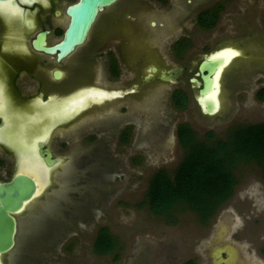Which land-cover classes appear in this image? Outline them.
Returning <instances> with one entry per match:
<instances>
[{"label":"rangeland","instance_id":"374dc122","mask_svg":"<svg viewBox=\"0 0 264 264\" xmlns=\"http://www.w3.org/2000/svg\"><path fill=\"white\" fill-rule=\"evenodd\" d=\"M261 1L257 14L238 18V24H244L240 33L253 36L252 49L226 50L224 58L213 61V69L224 65L222 74L225 71L222 90L218 86L207 96L210 109L221 107L214 115L201 112L193 98L195 89L189 87L201 60L213 51L189 55L193 69L185 79L190 94L186 110L170 101L171 82L158 79L176 59L169 50L148 44L151 37L140 35L143 27L150 28L148 17L150 21L165 11L156 0H122L111 9V16L121 12L114 20L104 21L105 12L98 17L88 42L98 46L120 41L122 51L113 45L97 49L93 84L92 65L80 59L76 102L41 113L52 126L62 117L73 123L71 130L58 131L61 136L53 144L72 168L65 190L54 176L50 188L31 206L36 218L31 219L28 241L19 240L14 248V264H186L191 259L197 264H264V174L257 163L237 167L232 197L206 224L186 205L158 215L147 202L154 173L165 168L172 174L184 157L180 124H189L201 139L208 131L225 139L234 127L264 122V101L257 97L264 86V48L256 43L264 40ZM232 12L235 9H227L218 28L223 42L237 40ZM234 53L239 54L235 60ZM111 56L120 59L117 75L108 67ZM152 66L158 73L151 72ZM68 165L50 173L62 176ZM41 209L45 214H38ZM102 227L118 240L112 254L94 249Z\"/></svg>","mask_w":264,"mask_h":264},{"label":"flooded vegetation","instance_id":"af4514ba","mask_svg":"<svg viewBox=\"0 0 264 264\" xmlns=\"http://www.w3.org/2000/svg\"><path fill=\"white\" fill-rule=\"evenodd\" d=\"M77 1L78 0H0L1 192L3 191L1 186L12 183L18 176H30L34 180H37L35 176L26 169L25 154L21 149V144L24 143L29 146L33 144V151L36 157L41 159L40 161L44 163L46 169L49 170V168H51L48 172L47 182L45 184L40 186L41 184L36 181L39 192L38 199L50 188V183L54 176L62 182V188L65 190V181L69 168H72L70 166L72 164L69 162L70 160L65 161L66 157L58 153L53 144L56 139L61 136L58 134V131L71 130L73 123L67 124L66 118L62 119V117L52 126L47 124V118L42 117L41 113L51 112L76 102L79 85L76 72L80 59L89 67L92 65L91 84H93L96 75H98V72H95L97 61L94 57L97 49L99 51V49H107L110 45H113L117 47L116 50L119 49L122 51L121 44L119 43L120 41L113 43L115 40H111L112 42L108 41V43L106 42L96 46L93 45L94 41L91 44L89 43V39H87L85 44L76 47L66 57L58 60L57 54H49L35 47L33 44L34 41L43 33L45 35L46 45L49 46L63 39L70 20V16L67 14V7ZM121 1L118 0L113 5L105 8V10L99 14V17L105 12L107 15L104 16V21L108 20V18H110L109 21L114 20L116 15L121 12L117 11V13L111 16V9L115 6L117 7ZM156 2L158 5H161L160 7L165 11L164 13H159L160 15L156 17L154 16L150 21H148V17L147 23L150 26V28H148L150 33H148V29L143 27V30L140 31V35L143 36V38H146V36H149V38L151 37L148 40V44L154 46L157 50L159 49L158 51L162 49L169 50L172 57L176 59L174 65H169L167 70L162 71L160 75H158V79L163 82H171L173 85L168 92L170 101L173 105L174 94L176 92H182L181 94L186 95L188 99V107L190 103V94L185 79L193 69L192 65L189 64V55L197 50L213 51L210 54L226 50H243L245 48L250 51V49H252L250 44L253 41V36L244 32L241 34V25L243 26L244 24L243 22L238 24V18L241 16L242 20H245V17L257 14L262 9L260 7L262 1L156 0ZM230 7L232 10L235 9V12L230 14L233 26L232 31H234L235 37H237V40L233 43L228 41L223 42L218 31L220 30L218 28L221 26L224 15L227 14V9ZM144 8H146V6H144ZM233 13H236V17L232 16ZM152 15L153 13L151 16ZM235 18H237V20ZM239 25L240 27H238ZM256 43H258L259 47L264 48V40H257ZM234 56L235 60L239 57V54H235ZM107 63L111 73L117 75L121 71L119 65L121 64L120 59L116 56H111ZM154 67L156 66H152L150 70ZM115 71H117V73H115ZM198 72L199 66L198 71L195 73V77L201 81V84L198 85L194 83L192 77L189 79V87L195 89L193 98L200 107L201 112H203L200 103V97H202L200 89L203 87V80L200 75H197ZM224 72L220 82L221 90L223 88L222 79ZM170 74L175 77L170 80L161 79L162 76H168ZM149 79L144 77L146 82L150 81ZM58 82H62V85H59ZM91 88L101 90L95 86ZM263 88L264 86L260 87L258 92ZM196 89H198V92H196ZM221 106H223L222 103ZM187 107L179 110L184 111ZM220 109H218V111ZM75 110H70L69 112ZM31 116H33L35 120H32ZM49 118H51V121ZM49 118V123L54 121V115ZM8 121H10V123L13 122V124L6 125V123H9ZM15 123L17 124V129H15ZM42 129L45 130L43 131ZM15 130H17V132ZM16 138L18 141H15ZM20 154L24 155L21 156ZM66 164L70 165L67 166V170H65L62 176L50 173L52 170L59 167V169H61V167ZM35 202L24 205L19 212H10L17 221L16 244L19 240H23L22 242L28 241L31 219H33V217L36 218V215L32 216L30 214V208ZM45 212V209H41L38 214L43 215ZM15 246L6 253L0 255V264H14V257L12 258L11 256L14 254L13 251Z\"/></svg>","mask_w":264,"mask_h":264},{"label":"trees","instance_id":"16d2710c","mask_svg":"<svg viewBox=\"0 0 264 264\" xmlns=\"http://www.w3.org/2000/svg\"><path fill=\"white\" fill-rule=\"evenodd\" d=\"M181 93L174 94V106L185 109L188 99ZM257 97L264 101V88ZM177 133L185 152L183 159L172 174L165 168L157 170L147 192L148 206L158 215L183 204L206 224L232 197L238 181L235 170L241 163L255 162L264 174V122L234 127L225 139L213 131L201 139L187 123L180 124ZM117 248V238L102 227L95 239V251L112 254ZM186 264L197 262L191 259Z\"/></svg>","mask_w":264,"mask_h":264},{"label":"water","instance_id":"95a60500","mask_svg":"<svg viewBox=\"0 0 264 264\" xmlns=\"http://www.w3.org/2000/svg\"><path fill=\"white\" fill-rule=\"evenodd\" d=\"M118 0H78L67 7V14L70 16L68 26L65 30L63 39L54 44L46 45L45 35L40 34L34 41L36 48L45 51L49 54H57L58 60L66 57L76 47L86 43L88 36L96 23L99 14L105 8L113 5ZM222 52L212 53L207 55L199 64V72L203 80V87L200 89V103L202 113L205 115H214L218 109H210L207 106V96L216 89L220 88L222 77L221 67L217 66L213 69V61L221 57ZM153 73L158 71L154 67L151 70ZM221 73V74H220ZM220 75V78L218 79ZM174 75L162 76L163 80H170ZM149 79V77H147ZM192 81L198 85L201 81L197 77H193ZM215 82V85H214ZM219 86V88H218ZM0 191V255L12 249L15 244V236L17 232V221L11 213L21 211L24 205L35 202L39 197L36 181L30 176H18L12 183L1 186ZM38 192V193H37Z\"/></svg>","mask_w":264,"mask_h":264},{"label":"bare ground","instance_id":"6f19581e","mask_svg":"<svg viewBox=\"0 0 264 264\" xmlns=\"http://www.w3.org/2000/svg\"><path fill=\"white\" fill-rule=\"evenodd\" d=\"M10 9V8H9ZM7 12V11H6ZM223 53V52H222ZM221 57H225V54L223 53V54H221ZM224 66V65H223ZM223 66L221 67V69L220 70H222V68H223ZM10 120H12V119H10ZM15 120V119H14ZM13 121V120H12ZM9 123H6V125L7 124H13V122H11L10 123V121H8ZM16 123H15V129H17V127H16ZM45 126V125H44ZM8 127H9V125H8ZM6 128V127H5ZM42 128H44V127H42ZM48 128H50V127H48ZM9 129V128H8ZM46 129H47V127H46ZM43 130V129H42ZM45 130V129H44ZM43 130V131H44ZM16 132H17V130H15ZM33 131V130H32ZM7 132H8V130H7ZM6 132V133H7ZM15 132V133H16ZM39 132V131H38ZM46 134V133H45ZM47 135V134H46ZM0 136H2V134L0 135ZM17 138H19V137H17ZM17 138L15 139V141H18L17 140ZM39 138V137H38ZM32 139V138H31ZM21 140V139H20ZM32 143V142H31ZM21 149L23 150V152H24V154H20L21 156H23L24 155V159H25V163H26V169L27 170H29L34 176H35V178L37 179V180H35V181H37L38 183H40L41 185L40 186H42L43 184H45L46 182H47V177H48V172H49V170L48 169H46L45 167H44V163H42L40 160V158L38 159L37 157H36V154H34V151H33V144H31L30 146L29 145H26L25 143L24 144H21ZM36 147V146H35ZM20 156V157H21ZM22 158V157H21ZM37 191H38V185H37ZM38 193V192H37Z\"/></svg>","mask_w":264,"mask_h":264},{"label":"snow or ice","instance_id":"6c2138e0","mask_svg":"<svg viewBox=\"0 0 264 264\" xmlns=\"http://www.w3.org/2000/svg\"><path fill=\"white\" fill-rule=\"evenodd\" d=\"M234 54H237L238 55V53H234Z\"/></svg>","mask_w":264,"mask_h":264}]
</instances>
